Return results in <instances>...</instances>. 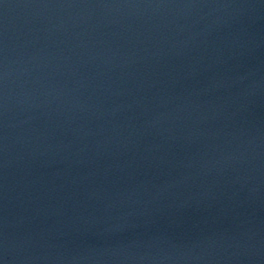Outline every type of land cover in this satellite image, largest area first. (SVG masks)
I'll use <instances>...</instances> for the list:
<instances>
[{
    "label": "water",
    "instance_id": "water-1",
    "mask_svg": "<svg viewBox=\"0 0 264 264\" xmlns=\"http://www.w3.org/2000/svg\"><path fill=\"white\" fill-rule=\"evenodd\" d=\"M264 49V0H0V264H149Z\"/></svg>",
    "mask_w": 264,
    "mask_h": 264
}]
</instances>
